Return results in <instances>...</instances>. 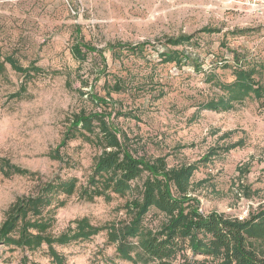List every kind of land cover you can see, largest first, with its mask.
<instances>
[{
  "label": "rangeland",
  "instance_id": "rangeland-1",
  "mask_svg": "<svg viewBox=\"0 0 264 264\" xmlns=\"http://www.w3.org/2000/svg\"><path fill=\"white\" fill-rule=\"evenodd\" d=\"M183 35L192 36L189 44L166 43ZM78 39L101 53L79 62L71 54ZM126 45L141 48L128 52ZM0 46L22 66L35 62L43 69L28 82L9 66L0 76V162L43 179L59 174L82 182L96 149L70 141L66 154L73 167L47 154L73 112L102 108L88 101L93 92L110 99L113 112L130 114L113 120L132 144L165 156L169 166L197 167L191 182L202 211L242 219L264 204V97H246L227 111L201 108L221 94L217 82L234 79L236 59L255 65L254 78L264 86V12L242 0H0ZM167 53L180 61L163 62ZM117 80L119 91L113 87ZM22 85L26 91L16 96ZM34 186L28 176L0 174V223L7 208ZM123 203L72 196L57 210L55 230L80 217L94 224L117 219ZM160 218L151 211L147 220L157 225ZM104 244L101 233L59 252L66 264H133L115 258L114 247ZM20 256L0 246V264H19ZM188 257L191 264H217ZM30 260L51 264L41 251Z\"/></svg>",
  "mask_w": 264,
  "mask_h": 264
},
{
  "label": "trees",
  "instance_id": "trees-1",
  "mask_svg": "<svg viewBox=\"0 0 264 264\" xmlns=\"http://www.w3.org/2000/svg\"><path fill=\"white\" fill-rule=\"evenodd\" d=\"M191 38L183 35L168 38L166 43L179 46L189 44ZM138 48L141 46H124L128 52ZM93 53L101 52L79 39L71 48L72 56L79 62ZM162 57L166 63L180 61L175 53ZM236 60L232 70L234 79L229 83L217 82L221 94L203 104L202 109L227 111L246 97L257 100L264 97V86L254 78L256 66ZM6 66L22 75L25 82L43 72L35 62L22 66L0 46V76ZM119 81L113 86L115 91L121 90ZM25 91L26 85L20 86L16 96ZM88 101L102 108L73 112L67 118L59 143L47 154L49 159L73 167L66 154L70 141L80 139L96 149L90 171L82 182L59 174L43 179L36 172L0 162L3 177L28 176L35 182L29 195L16 199L7 208L0 223V246L10 253L19 251V264H37L30 258L38 251L51 264H66L60 248L89 241L101 233L105 236L104 245L114 247L115 258L133 264H175L176 261L191 264L188 254L217 264H264V204L250 210L242 219L213 210L202 211L199 200L193 196L191 178L195 165L169 166L165 156L149 154L143 147L132 144L128 134L113 120L130 114L113 112L115 105L111 100L93 92L88 93ZM72 196L83 202L123 199L124 203L118 207L122 215L102 224H94L87 217L75 218L56 231V212ZM151 211L161 216L157 225L147 220Z\"/></svg>",
  "mask_w": 264,
  "mask_h": 264
},
{
  "label": "built area",
  "instance_id": "built-area-1",
  "mask_svg": "<svg viewBox=\"0 0 264 264\" xmlns=\"http://www.w3.org/2000/svg\"><path fill=\"white\" fill-rule=\"evenodd\" d=\"M242 3L254 12H264V0H242Z\"/></svg>",
  "mask_w": 264,
  "mask_h": 264
}]
</instances>
